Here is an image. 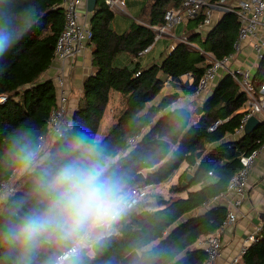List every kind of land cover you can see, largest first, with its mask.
Returning <instances> with one entry per match:
<instances>
[{
	"label": "trees",
	"instance_id": "1",
	"mask_svg": "<svg viewBox=\"0 0 264 264\" xmlns=\"http://www.w3.org/2000/svg\"><path fill=\"white\" fill-rule=\"evenodd\" d=\"M64 0H0V35L9 40L0 53V96L8 100L0 104V186L17 169L26 166L36 154L40 139L47 135L49 118L56 106L57 93L52 80L40 81L52 66L58 37L65 25ZM183 0H151L123 34L112 27L113 10L105 0H98L91 19L93 38V73L82 87L72 122L63 136L49 149L48 156L33 170L24 174L17 191L4 204L0 214V232L9 221L37 203L35 186L38 177L57 156L81 135L96 141L102 154L125 179L128 187L138 173L146 174L144 182L159 185L168 182L186 163L198 169L207 179L199 190L186 198L162 200L157 209H141L129 213L118 232L100 244L87 249L80 264H123L132 252L138 258L127 264H203L207 255L194 245L216 233L224 223L227 208L216 206L204 215L182 218L208 205L228 189L231 179L241 169L240 156L264 144V125L237 142L220 144L207 153L208 145L234 134L246 113L239 111L249 102L240 84L231 76L223 79L203 106L201 119L193 123L186 109L168 111L180 95H160L165 75L174 81L190 73L193 82L185 93L194 94L199 78L209 68L205 53L222 59L234 51L239 31L235 14L225 13L205 35L197 32L203 16L188 22L187 43L178 42L160 64L142 68L117 66L122 53L138 57V53L154 43L155 33L146 24L161 25L168 9L178 8ZM193 44H196L194 46ZM253 83L258 91L264 85V56ZM125 97V109L110 132L99 139V133L112 93ZM225 119L215 131L209 126ZM140 136L134 146L129 141ZM209 172L213 175L210 176ZM198 180V179H197ZM180 181L171 187L174 193L187 191ZM44 247V246H43ZM33 257V264H53L62 253L55 246ZM92 252V253H91ZM15 254L0 244V264H15ZM241 264H264V226Z\"/></svg>",
	"mask_w": 264,
	"mask_h": 264
},
{
	"label": "built area",
	"instance_id": "2",
	"mask_svg": "<svg viewBox=\"0 0 264 264\" xmlns=\"http://www.w3.org/2000/svg\"><path fill=\"white\" fill-rule=\"evenodd\" d=\"M85 2H87V0H64L63 2L65 25L58 37L55 48L54 61L57 62L56 73L50 79L54 82L56 88V106L48 121V133L40 139L37 152L32 158L34 162L38 161L37 157L40 156L38 153L42 148L49 145L50 149L52 144L60 139L63 133L68 129L66 126V118L69 113L71 93L68 64L70 60L78 56L87 47L93 38L91 26L81 21L79 9ZM105 2L111 9H120L126 6L127 0H105ZM216 12L235 14L239 21V31L234 44V51L228 56L222 59H216L211 53H205L210 66L199 78L197 83L194 96L200 97L216 81L220 71L222 69H228L229 63L236 54L242 51L246 42L252 40L253 48L258 57L261 59L264 56V0H183L178 8L168 9L165 12L163 24H146L154 31L155 39L152 45L138 53V57L149 52L154 44L163 36L169 35L172 29L186 24L189 21L196 20L201 16H203L204 20L200 28L211 27ZM180 41L185 43L188 42L186 37H182ZM229 74L240 84L242 90L249 99L246 115L242 119L240 127L235 131V134L242 135L245 132V125L248 119L252 116H258L264 110V87L258 94L252 76L247 70H229ZM185 77L188 78L187 83L190 84V82H193V77L190 73L186 74ZM7 100L8 95L0 96V104H4ZM224 122L225 120L219 119L210 125L208 130L213 132ZM140 139V136L132 138L129 141L130 146L134 148ZM261 152L262 146L249 154H242L240 156L241 169L231 179L227 191L221 195V197L233 196V201L227 208V215L224 223L216 233L200 239L194 246L205 251L207 258L203 264H215V262L222 257L223 243L221 233L226 227L235 224L238 219V212L247 197L248 182L252 167L259 158ZM31 163H28L21 169L15 170L10 179L0 186V200L8 199L11 195L15 194L18 185V182H16L18 174L23 170V173L26 172ZM209 175L212 176L213 173L209 172ZM154 186V184H148L146 182H135L129 187L132 193V202L129 211L126 213L127 216L131 212L149 208L150 192ZM124 217L109 236L118 232L119 226L125 221ZM260 231L261 229L253 234H249L245 238L242 247L228 264H241L250 246L257 241Z\"/></svg>",
	"mask_w": 264,
	"mask_h": 264
},
{
	"label": "clouds",
	"instance_id": "3",
	"mask_svg": "<svg viewBox=\"0 0 264 264\" xmlns=\"http://www.w3.org/2000/svg\"><path fill=\"white\" fill-rule=\"evenodd\" d=\"M8 40L0 35V53ZM35 194L37 203L0 232V244L15 254V264H33L44 245L61 250L54 264H80L87 249L114 231L132 202L124 177L99 144L84 135L38 177Z\"/></svg>",
	"mask_w": 264,
	"mask_h": 264
},
{
	"label": "crops",
	"instance_id": "4",
	"mask_svg": "<svg viewBox=\"0 0 264 264\" xmlns=\"http://www.w3.org/2000/svg\"><path fill=\"white\" fill-rule=\"evenodd\" d=\"M150 2L151 0H127L126 6L120 9L119 8L112 9L114 12V19L112 21V27L114 31L117 32L118 34H123L130 28V26L133 24L134 21L139 22L138 19L142 9ZM79 11L81 14L82 23H86L89 26H91V19L93 13H89L87 11L86 2L80 6ZM224 14L216 12L214 16L213 25L211 27L203 28V29L199 27L197 32H201L202 35L205 37L206 36L205 34L218 23V21L221 19V17ZM184 26H185L184 33L186 36H188L189 33L191 34V32L188 30V22L186 24L179 26V28ZM170 33L169 35H165V36L175 39L173 40L174 43H171V41L167 39L164 40L161 45L158 44L160 40L164 37L163 36L156 44H154L153 48L143 56L134 57L128 53H122L116 58L115 64L117 66H128L130 68H132L136 63H139V65L142 68H147L154 64H160L163 57L168 53H170L174 49L175 45L178 42H180L179 39L182 38L181 37L178 39L177 35L175 36L174 32H170ZM193 45L197 47L196 44ZM92 55H93V47L91 43H89L87 47L78 56L70 60L68 64L69 85L71 88L72 95H70V108L66 118L67 127L70 126L74 112L78 106L79 100L76 97V95L77 93L82 91L83 84L88 79V77L93 73ZM261 60L262 58L260 59L258 57V55L256 54L253 48L252 40H250L244 44L242 51L236 54L233 60H231V62L228 65V69L247 70L250 72L253 79L254 76L256 75ZM56 68H57V62L54 61L52 66L42 75L40 81L50 80L55 75ZM228 69H222L216 81L200 97H195L194 94L190 95L185 93V88H187L192 84V82H190V84L187 83L188 78L185 77V75L182 76L179 81H174L165 75H161L164 80V85L155 103H158L161 100V98L165 95L177 93L180 95V97L175 103H173V105L170 107L168 111L173 112L178 109H186L192 113V122L196 123L201 119V113L197 114L196 111L200 107L203 108L206 101L214 94L219 83L227 76H231L229 74ZM125 104H126V100L122 94L116 92L111 94L110 103L102 121V126L99 133V139L106 136L110 132L112 127L116 124L117 120L119 119V117L121 116V114L125 109ZM247 108H248V103L239 112L246 113ZM257 117L262 122V124L259 127L263 126L264 110ZM259 127L257 129H259ZM244 135H246L245 132L242 135H237L235 133L227 134V136L222 141L214 144H209L207 153L215 150L220 144L237 142L240 139H242ZM197 171L198 169L196 168L190 169L186 163L182 164V166L176 171L173 177L170 180H168V182L171 181L172 183L170 187L177 185L180 181L182 182L186 181V176L189 173L194 175L193 180L195 179L198 180L193 185H191L187 191L182 193H174L171 191L170 188V195L165 196L164 198H159L155 195V192L159 191V189L162 188L163 186L162 184L164 183L155 185L150 192V203L148 204L149 208L157 209L159 208V203L162 200H170L171 198H178V197L186 198L188 192L199 190L204 184L207 183V179L199 178ZM232 201H233L232 195H229L228 197L218 196L208 205L186 214L182 218V221H186L191 217L204 215L211 208L216 206H222L228 208ZM124 219H125L124 222L128 220L127 214L125 215ZM263 226H264V144L262 145V152L259 158L255 161L254 166L252 167L249 176L247 197L243 203V206L240 208L238 212V219L235 224L226 227L221 233L222 243H223V254L222 257L215 262V264H228L229 261L238 253V251L242 247L245 238L249 234H253L257 232V230L261 229Z\"/></svg>",
	"mask_w": 264,
	"mask_h": 264
},
{
	"label": "water",
	"instance_id": "5",
	"mask_svg": "<svg viewBox=\"0 0 264 264\" xmlns=\"http://www.w3.org/2000/svg\"><path fill=\"white\" fill-rule=\"evenodd\" d=\"M98 0H87V11L89 13H93L97 7ZM203 111V108L200 107L196 112L197 114H200ZM262 124L261 120L257 116H252L248 119L246 125H245V134L250 135L252 134L260 125ZM146 179V174L143 172H140L135 177V182H144ZM194 179V175L191 173L187 174L186 181H184L183 187H187L189 184L192 183V180ZM48 247V245H44L43 250H45ZM92 253V252H91ZM138 258V252L134 251L130 255H128L123 261V264H127L132 262L133 260Z\"/></svg>",
	"mask_w": 264,
	"mask_h": 264
},
{
	"label": "rangeland",
	"instance_id": "6",
	"mask_svg": "<svg viewBox=\"0 0 264 264\" xmlns=\"http://www.w3.org/2000/svg\"><path fill=\"white\" fill-rule=\"evenodd\" d=\"M186 26V25H185ZM185 26L184 27H178L176 29H172L170 32H174L175 36L177 35L178 39L181 38V37H186L185 35ZM171 34V33H170ZM172 35V34H171ZM169 39L171 41V43H174L173 38H170V37H167V36H164L160 42L158 44H162L164 40H167ZM177 39V40H178ZM180 40V39H179ZM173 41V42H172ZM209 63V61H208ZM70 95H72V93H70ZM81 95V92L77 93L76 97L79 98ZM48 152H49V146H45V148H42V150L39 151L38 155L40 154L39 157H37L38 161L37 162H34V160L32 161L33 163H31L29 169L23 173V171L18 174L17 178H16V182H19V179L26 173L30 172L31 170L34 169V167H36L38 165V163L42 162L47 156H48ZM200 178V176H199ZM162 188L159 189V191H156L155 192V195L159 198H164L165 196H169L170 195V186L172 185L171 181L167 182V183H164L162 184ZM7 201V199H2L0 200V213L2 212L3 208H4V204L5 202Z\"/></svg>",
	"mask_w": 264,
	"mask_h": 264
}]
</instances>
